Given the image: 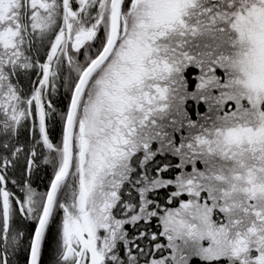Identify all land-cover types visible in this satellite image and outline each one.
I'll use <instances>...</instances> for the list:
<instances>
[{
  "label": "snow or ice",
  "instance_id": "6c2138e0",
  "mask_svg": "<svg viewBox=\"0 0 264 264\" xmlns=\"http://www.w3.org/2000/svg\"><path fill=\"white\" fill-rule=\"evenodd\" d=\"M0 264H264V0H0Z\"/></svg>",
  "mask_w": 264,
  "mask_h": 264
}]
</instances>
